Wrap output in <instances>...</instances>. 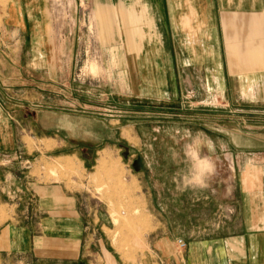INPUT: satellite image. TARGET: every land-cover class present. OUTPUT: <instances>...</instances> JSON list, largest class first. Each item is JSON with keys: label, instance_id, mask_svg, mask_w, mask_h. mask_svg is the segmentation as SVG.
Returning a JSON list of instances; mask_svg holds the SVG:
<instances>
[{"label": "crops", "instance_id": "obj_1", "mask_svg": "<svg viewBox=\"0 0 264 264\" xmlns=\"http://www.w3.org/2000/svg\"><path fill=\"white\" fill-rule=\"evenodd\" d=\"M102 2L92 10L99 29L94 11ZM121 5L127 15L137 18L135 25L127 24L120 35V48H115L121 53V67L127 68L126 82L134 86L131 99L135 102L127 97L126 105L136 108L137 119L126 120L119 134L131 157L137 158L136 171L143 177L156 170L146 154L184 148L185 162H181L190 164L188 179L201 182L191 189L206 192L199 206L210 208L211 196H216L220 226L214 235L194 237L178 232L176 227L194 225L196 220L187 209L179 213L176 200L168 204L169 215L161 205L156 209L165 191L179 195L162 189L152 194L159 219L150 251L135 263H125L103 233L104 224L86 220L79 200L51 184L33 189L36 203L21 212L24 223L15 218L2 226L0 252L20 258L15 264H264V0H121ZM38 64L35 68L45 69L47 76L48 63ZM46 76L42 80L47 82ZM13 98L0 91V149L14 152L19 131H44L48 134H41L40 140L57 146H64L63 131L80 135V114L74 113L72 123L60 114L47 113L52 117L47 127L42 119L39 128L18 125L16 129L11 123L8 128L2 115ZM27 102L30 111L25 116L38 123L45 113L37 110L32 95ZM20 105L12 112L14 116L20 113ZM165 112L168 120L161 119ZM226 116L232 122L230 129ZM180 130L185 137L178 139ZM125 131L133 142L124 137ZM192 137L199 139H188ZM107 159L98 157L96 167L109 164ZM177 163L175 155L170 162L174 170ZM218 165L225 170L217 171ZM208 180L212 182L203 187ZM207 217L201 226L209 224ZM0 264L7 263L0 258Z\"/></svg>", "mask_w": 264, "mask_h": 264}, {"label": "rangeland", "instance_id": "obj_2", "mask_svg": "<svg viewBox=\"0 0 264 264\" xmlns=\"http://www.w3.org/2000/svg\"><path fill=\"white\" fill-rule=\"evenodd\" d=\"M101 1L99 5L122 7L121 0ZM98 2L0 0V91L2 95L14 97L4 106L8 115L3 111V124L10 128L11 123L16 129H19L18 125L39 128L37 124L43 119L47 127L48 120H52L47 113L64 116L66 123H72L74 113L80 114L82 129L77 136H72L69 130L63 131L60 138L65 141L64 146L41 141V136L48 134L44 131H19L14 152L9 148L0 149V229L15 218L16 222L24 223L25 214L21 212H28L35 206V187L58 185L79 200L86 220L94 221L97 226L104 224L102 231L115 254L125 263H135L138 256L142 258L150 251L155 221L159 219L158 212L153 210V193L162 189L179 193L171 196L165 191L161 202H155V208L161 205L169 215L168 204L176 200L179 213H185L187 209L186 213L189 216L192 213L196 220L194 225L176 229L194 234V237L216 233L221 209L215 202L216 196H211L214 203L210 208L199 206L201 194L206 192L191 189L200 186L201 182L188 179L190 164L181 162H185L184 148L155 149L157 154H146V157L148 162H155L156 170L151 169L152 173L145 177L136 171L137 158L131 157L127 143L119 134L120 128L127 124L126 120L137 119L136 108L126 105L127 97L135 102L131 99L134 86L126 82L127 68L121 67V53L115 50L120 47V35L127 24L119 22L121 26L115 24L107 38L102 35L92 18V10ZM129 57L132 60L133 56ZM38 62L40 65L48 63L47 76L45 69L35 68ZM44 75L47 82L42 80ZM30 95L34 97V103L41 104V107L35 104L37 110L45 113L38 123L25 116L30 111L25 104L30 103L27 102ZM17 104L22 108L14 116L12 112L17 111ZM164 114L161 119L168 120V112ZM229 120L226 116V127L230 129L232 122ZM184 134L180 130L178 139L184 138ZM130 136L125 131L124 137L133 142ZM195 150L199 149H190ZM175 155L180 162L176 170L170 164ZM105 156L109 164L96 167V159ZM222 165L217 166V171L225 170ZM224 165L227 170V164ZM175 176L177 180H174ZM211 182L206 181L203 187ZM216 182L214 180V184ZM186 189L188 193L184 194ZM155 198L157 200V195ZM207 216L209 224L201 226V220ZM0 258L7 264L20 261V258L8 257L2 252Z\"/></svg>", "mask_w": 264, "mask_h": 264}, {"label": "bare ground", "instance_id": "obj_3", "mask_svg": "<svg viewBox=\"0 0 264 264\" xmlns=\"http://www.w3.org/2000/svg\"><path fill=\"white\" fill-rule=\"evenodd\" d=\"M125 11L122 10V7L121 6L110 7V6H107V5H98L97 8H96V10L94 11V15H95L96 19L99 20L100 23H101V27H100L101 31L102 32L104 31V34L106 32L109 35V33H110L111 29L113 28V26L115 24H117V26H118V23L119 22L121 23L122 20H123V23H124V20H125V24H129L131 26L136 24V22H137L136 16H134V15H127ZM120 26H121V24H120ZM119 31L121 33V29H119ZM113 61H115V60H113Z\"/></svg>", "mask_w": 264, "mask_h": 264}, {"label": "built area", "instance_id": "obj_4", "mask_svg": "<svg viewBox=\"0 0 264 264\" xmlns=\"http://www.w3.org/2000/svg\"><path fill=\"white\" fill-rule=\"evenodd\" d=\"M177 244H178V246L180 247V248H184V243L181 241V240H178L177 241Z\"/></svg>", "mask_w": 264, "mask_h": 264}]
</instances>
